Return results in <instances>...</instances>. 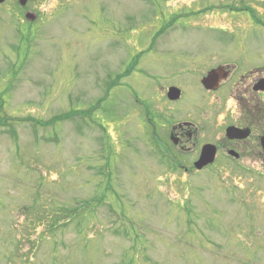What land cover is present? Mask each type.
Instances as JSON below:
<instances>
[{
	"label": "rangeland",
	"instance_id": "374dc122",
	"mask_svg": "<svg viewBox=\"0 0 264 264\" xmlns=\"http://www.w3.org/2000/svg\"><path fill=\"white\" fill-rule=\"evenodd\" d=\"M189 1L0 5V264H264V171L189 176L152 136L203 94L160 98L164 56L264 59V0ZM40 212L53 260L19 248Z\"/></svg>",
	"mask_w": 264,
	"mask_h": 264
},
{
	"label": "flooded vegetation",
	"instance_id": "af4514ba",
	"mask_svg": "<svg viewBox=\"0 0 264 264\" xmlns=\"http://www.w3.org/2000/svg\"><path fill=\"white\" fill-rule=\"evenodd\" d=\"M189 3L186 4L191 6L194 1L190 0ZM262 11L264 12L263 9ZM172 27L171 23L162 25L153 35L145 52L151 50L156 40ZM211 54L213 53L203 56H164L163 62L158 63L165 65L162 66V71L168 79V83L161 86L160 98L165 97L170 102L185 99L186 86L190 89L194 85L198 86L203 94L200 95L201 100L197 106L193 107V114L186 112L184 117L172 122L162 117L165 123L152 129L153 139L163 147L160 149L161 156L164 153V157L176 159L174 155H178L183 159V163H177L175 166L189 176L199 172H213L215 168L227 170L229 167L260 175V172L264 171V89L256 87L260 83L264 84V59L258 58V61L254 62L250 61V58L224 57V53ZM139 58L133 63L137 65ZM156 61L155 57L149 58L146 64L149 66V72ZM209 74L212 75L210 86L207 88L202 81ZM169 88L179 91L176 99L167 96ZM228 127L237 128L242 136L228 138ZM206 145L214 147V160L198 169L195 162L199 160ZM189 157L191 161L187 160ZM25 219L27 224L19 244L21 250L25 249L22 253L40 254L53 260L57 252V236L63 232L57 214L40 212L39 215ZM41 225L43 226L40 227ZM67 230L69 229L65 228V232ZM46 237L52 239V246L45 244ZM62 245L66 244H60ZM65 258L69 260L67 256Z\"/></svg>",
	"mask_w": 264,
	"mask_h": 264
},
{
	"label": "water",
	"instance_id": "95a60500",
	"mask_svg": "<svg viewBox=\"0 0 264 264\" xmlns=\"http://www.w3.org/2000/svg\"><path fill=\"white\" fill-rule=\"evenodd\" d=\"M26 0H20L21 4H24ZM4 2V0H0V4ZM29 18L31 16H28ZM212 75V74H211ZM211 75L209 74L203 81L202 83L204 84V86H206L207 88H209L210 86V78ZM256 88H262L264 89V84L262 85L261 83L256 87ZM179 95V91L176 88H169L168 92H167V96L170 99H176ZM239 131L237 128L234 127H228L226 130V135L228 138H238L241 137L242 135L239 134ZM214 154H215V150L214 147L211 145H206L203 147L202 151H201V155L198 161L195 162V167L196 168H202L204 165L211 163L214 159Z\"/></svg>",
	"mask_w": 264,
	"mask_h": 264
},
{
	"label": "trees",
	"instance_id": "16d2710c",
	"mask_svg": "<svg viewBox=\"0 0 264 264\" xmlns=\"http://www.w3.org/2000/svg\"><path fill=\"white\" fill-rule=\"evenodd\" d=\"M0 121H2L1 123L4 124V120H1V118H0Z\"/></svg>",
	"mask_w": 264,
	"mask_h": 264
}]
</instances>
